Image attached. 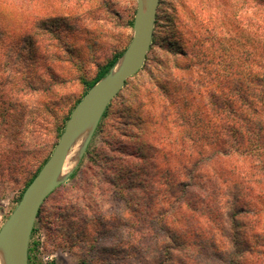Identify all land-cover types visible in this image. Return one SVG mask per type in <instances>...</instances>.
Segmentation results:
<instances>
[{
	"label": "rangeland",
	"instance_id": "rangeland-1",
	"mask_svg": "<svg viewBox=\"0 0 264 264\" xmlns=\"http://www.w3.org/2000/svg\"><path fill=\"white\" fill-rule=\"evenodd\" d=\"M135 6V0H0V226L88 84L114 54H123ZM259 6L254 0H159L142 66L110 100L81 155L86 132L76 139L70 168L62 171L68 175L40 207L28 264H144L142 254L166 242L157 228L147 232L150 220L132 221L125 211L138 203L169 214L180 204L170 195H181V164L197 159L207 170L215 167L212 137L190 127L192 140L183 139V146L175 113L203 110L214 71L256 68L264 38ZM150 144H156L153 155ZM232 165L240 175L238 163ZM156 171L175 183L165 185ZM153 173L158 181L150 185ZM147 192L157 197L148 200ZM240 222L241 238L264 248L263 237L252 242L262 233L264 203L251 198ZM209 236L223 240L214 230L202 238ZM254 262L264 264V255Z\"/></svg>",
	"mask_w": 264,
	"mask_h": 264
},
{
	"label": "trees",
	"instance_id": "trees-1",
	"mask_svg": "<svg viewBox=\"0 0 264 264\" xmlns=\"http://www.w3.org/2000/svg\"><path fill=\"white\" fill-rule=\"evenodd\" d=\"M254 1L260 4L257 13L260 16L259 21L264 24V0ZM259 51L260 59L256 62V68L248 66L244 71L241 67L228 66L226 70L220 68L219 71H214L204 86L208 100L207 103L204 102L203 110L190 114L186 108H182L175 113V117L183 123V146L188 145L183 139L192 140L193 135L187 131L190 127H194V134L212 137L214 151L210 160L214 162L215 167L207 170V163L197 159L192 163L181 164L183 179L178 182L181 195H170L173 198L180 197V204L174 206V210L169 214L155 211L152 207L143 208L138 203L133 204V208L124 210L132 221L150 220L152 226H148L147 232L153 229L156 233L157 228L168 240L154 249L152 254L144 252L139 258L144 264H255L256 256L264 255V248L244 241L240 231L241 213L249 206L251 198L258 203H264V38ZM118 56L119 54H114L106 62L87 88L107 72ZM193 81L189 80L188 85L194 87L197 81ZM198 85L203 86L202 83ZM190 90L193 89L188 87L187 92ZM21 106L22 104L18 106V110ZM170 113L169 110L163 115L169 117ZM155 145L150 144L147 147L151 155L156 152ZM187 148L189 150L191 145ZM196 153L201 154L199 150H196ZM134 156L138 157L139 154ZM231 161L233 168L238 163L240 175L235 176L231 172ZM168 169L166 164L165 170ZM157 174H160L159 178L164 179L162 183L165 185L175 183L172 177L167 180L156 171ZM154 177L153 173V176L149 177V184L153 185L158 181V178ZM156 197L155 193H146L148 200H154ZM39 211L40 208L37 216ZM173 214H179V220ZM255 221L257 222V219ZM211 230L219 232L223 240L213 236L202 238V235H208ZM261 230L262 233H255L252 242L256 243L258 238H264V226ZM33 231L34 227L31 234ZM29 252L28 245V263ZM239 257L244 258L246 262L238 263Z\"/></svg>",
	"mask_w": 264,
	"mask_h": 264
},
{
	"label": "water",
	"instance_id": "water-1",
	"mask_svg": "<svg viewBox=\"0 0 264 264\" xmlns=\"http://www.w3.org/2000/svg\"><path fill=\"white\" fill-rule=\"evenodd\" d=\"M159 0H135L131 38L120 58L83 93L70 110L51 153L23 189L14 208L0 226V250L6 264H28V245L34 220L45 198L68 173H61L65 158L84 132L78 155L87 145L98 119L126 79L136 73L145 59Z\"/></svg>",
	"mask_w": 264,
	"mask_h": 264
},
{
	"label": "bare ground",
	"instance_id": "bare-ground-1",
	"mask_svg": "<svg viewBox=\"0 0 264 264\" xmlns=\"http://www.w3.org/2000/svg\"><path fill=\"white\" fill-rule=\"evenodd\" d=\"M144 2H145V0H143V5H144ZM76 143H77V142H75L74 145H75ZM77 146H78V144H77ZM72 147H73V146H72ZM72 147H71V148H72ZM71 148L69 149L68 153L70 152ZM68 153H67V156H66V158H65V161H64V164H63L62 171H66V170L68 169V167H69V165H70V163H71V160H72L73 157H74V155H72V153H71V154H68ZM69 168H70V167H69ZM62 171H61V173H62ZM0 264H6V260H5L4 255H3V253H2L1 250H0Z\"/></svg>",
	"mask_w": 264,
	"mask_h": 264
}]
</instances>
